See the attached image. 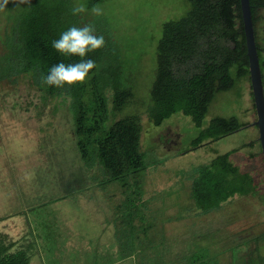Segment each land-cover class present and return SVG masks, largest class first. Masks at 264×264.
I'll list each match as a JSON object with an SVG mask.
<instances>
[{
	"label": "trees",
	"instance_id": "obj_1",
	"mask_svg": "<svg viewBox=\"0 0 264 264\" xmlns=\"http://www.w3.org/2000/svg\"><path fill=\"white\" fill-rule=\"evenodd\" d=\"M83 1L87 11L75 15L71 11L73 0H31L30 5L18 9L4 42L6 49L0 52V81L15 82L20 75H27L44 101L57 97L67 103L74 146L81 162L78 175L83 180L80 184L76 178L68 184L75 188L84 186L90 197L106 198V211L118 224L111 233L112 239L117 237L113 258H134V264H264V235L226 244L215 235L214 231L220 228L206 233L193 231L186 237L166 233L165 220L149 208L150 199L141 188L143 174L149 171L141 143L142 117L132 113L116 118L134 97L132 86L124 78L122 49L107 19L91 13L92 6L104 0ZM249 1L263 77L264 39L258 41L255 24L264 0ZM186 2L189 8L184 15L162 23L156 46L155 79L144 110L155 126L176 112L186 115L193 125L203 126L191 141L192 150L247 126L248 122L236 114L212 116L204 125L203 119L216 94L241 81L248 80L250 85V79L240 1ZM89 24L95 27L97 36L104 37L103 47L83 58L64 56L52 47V41L70 27ZM81 59H92L97 65L83 83L65 84L63 88L42 83V76L53 65ZM237 149L215 154L192 169L197 172L190 181L187 208L202 213L219 210L229 199L256 188L254 177L230 158ZM89 169L92 174L86 172ZM88 182L90 187L86 188ZM107 184L111 189L103 190ZM118 189L121 197L114 203L112 198ZM68 193L52 200L65 199ZM135 199H139L138 205L133 202ZM47 203L50 202L43 205ZM98 209L104 207L99 205ZM5 217L10 216H0V220ZM24 223L27 235L19 242L0 232V264H45L40 250L49 254L52 247L41 246L40 235ZM183 242L186 247H182ZM251 243L255 247L244 252ZM101 254L108 257L109 251L104 249Z\"/></svg>",
	"mask_w": 264,
	"mask_h": 264
},
{
	"label": "rangeland",
	"instance_id": "obj_2",
	"mask_svg": "<svg viewBox=\"0 0 264 264\" xmlns=\"http://www.w3.org/2000/svg\"><path fill=\"white\" fill-rule=\"evenodd\" d=\"M73 2L84 4L83 0ZM97 5L122 49L124 78L134 92L116 118L132 113L142 117L141 143L149 171L143 174L141 188L150 199L149 208L165 220L166 233L186 237L193 231L206 233L220 228L215 235L226 244L264 235V164L249 81L216 94L203 119L204 125L212 116L236 114L248 122L247 126L191 150V141L203 126L193 125L178 112L155 126L144 110L155 79L162 23L184 15L189 8L186 0H104ZM23 6L9 2L0 11V52L6 49L4 42L15 12ZM257 16V39L262 41L264 8ZM41 95L27 75H20L15 82L0 81V216H10L0 220V232L19 242L27 235L25 221L40 235L41 246L52 247L49 254L40 250L45 264H134V258H113L117 237L112 239L111 233L118 224L106 211V198L90 197L84 186L68 184L83 181L77 170L81 162L74 146L71 114L60 98L44 101ZM234 147L238 149L231 160L254 177L256 188L229 199L219 210L202 213L187 208L190 181L197 172L192 169ZM86 172L92 174L93 170ZM108 185L103 190L111 189ZM68 191L67 198L52 200ZM120 197L119 189L115 190L112 202ZM47 201L50 203L43 205ZM138 201L133 200L137 205ZM99 205L105 210L98 209ZM36 221L42 224L36 225ZM184 243L182 247H186ZM254 247L251 243L244 252ZM104 249L109 251L108 257L101 254ZM223 257L228 262V257Z\"/></svg>",
	"mask_w": 264,
	"mask_h": 264
},
{
	"label": "clouds",
	"instance_id": "obj_3",
	"mask_svg": "<svg viewBox=\"0 0 264 264\" xmlns=\"http://www.w3.org/2000/svg\"><path fill=\"white\" fill-rule=\"evenodd\" d=\"M9 2L17 7L31 4V0H0V11H4ZM71 11L74 15L80 14L86 12L87 7L83 3H76ZM91 13L101 16L103 9L100 5H93ZM104 44V37L97 36L95 27L91 24L84 27L72 26L62 32L59 39L52 41V47L62 55H74L81 58L85 57L87 53L103 47ZM96 66V62L92 59H81L79 62L69 64L60 62L53 65L46 76H42V83L57 88H63L65 84L83 83Z\"/></svg>",
	"mask_w": 264,
	"mask_h": 264
},
{
	"label": "water",
	"instance_id": "obj_4",
	"mask_svg": "<svg viewBox=\"0 0 264 264\" xmlns=\"http://www.w3.org/2000/svg\"><path fill=\"white\" fill-rule=\"evenodd\" d=\"M239 1L246 45V55L248 59L250 87L256 113V120L254 121V124L258 129V140L260 143L264 164V83L261 67L259 64V56L255 40V31L251 14L250 1Z\"/></svg>",
	"mask_w": 264,
	"mask_h": 264
}]
</instances>
